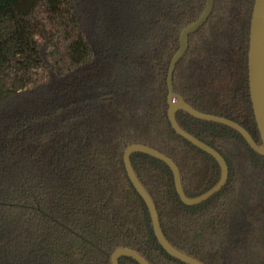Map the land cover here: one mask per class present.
<instances>
[{
    "label": "trees",
    "instance_id": "1",
    "mask_svg": "<svg viewBox=\"0 0 264 264\" xmlns=\"http://www.w3.org/2000/svg\"><path fill=\"white\" fill-rule=\"evenodd\" d=\"M255 0H215L189 37L173 87L192 108L230 119L261 145L248 82ZM206 0H0V264H112L127 248L150 264H184L159 244L123 161L130 145L178 166L196 198L218 162L168 119L167 75L181 32ZM178 125L218 151L229 178L186 206L171 169L132 167L167 241L203 264H264V157L237 131L179 111ZM119 264H138L121 257Z\"/></svg>",
    "mask_w": 264,
    "mask_h": 264
},
{
    "label": "water",
    "instance_id": "2",
    "mask_svg": "<svg viewBox=\"0 0 264 264\" xmlns=\"http://www.w3.org/2000/svg\"><path fill=\"white\" fill-rule=\"evenodd\" d=\"M214 6H215V0H206L205 9L202 12V14L199 16V18L196 21L189 24L181 32L179 37V49L172 58L169 66V71L167 75V87H168V105H169L168 119L171 123L172 128L179 136L190 142L198 149L207 153L218 162L221 168V178L219 182L212 189H210L203 195L196 198H188L183 189L180 170L176 165V163L170 157L164 155L163 153L151 147L141 144L130 145L125 150L123 156V161L125 164L128 177L132 185L134 186V188L136 189V191L141 196V198L143 199V201L145 202L146 206L149 209L154 233L159 244L170 257L184 264H203V263L178 251L167 241L161 228L156 205L150 194L146 191L144 186L139 181L131 164V160H130L131 155L135 153L145 154L155 159H158L164 162L166 165H168L173 173L176 192L181 202L186 206L199 205L207 201L211 197H213L215 194L219 193L228 181L229 168L226 160L218 151L206 145L205 143L198 140L194 136L190 135L178 125L176 120V114L179 111H183L196 119L222 124L237 131L239 134L242 135V137L245 139L247 144L255 153L264 157V0H255L254 3L252 18H251V26H250V34H249V50H248L249 91L253 106L254 118L261 139V145H258L253 140V138L248 133V131L237 122H234L224 117L202 113L192 108L184 101V99L180 95L174 92V87H173L174 73L177 64L180 62V60L185 56V54L188 51L189 37L192 34L196 33L207 23L208 19L213 13ZM121 257L131 258L135 260L138 264H150L142 255H140L134 250L127 248L117 249L111 256V263L119 264V259Z\"/></svg>",
    "mask_w": 264,
    "mask_h": 264
}]
</instances>
